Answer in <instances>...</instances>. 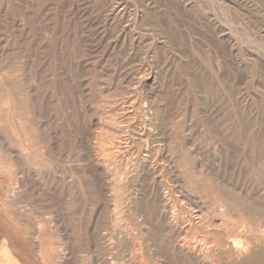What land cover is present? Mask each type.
<instances>
[{
  "label": "rangeland",
  "instance_id": "1",
  "mask_svg": "<svg viewBox=\"0 0 264 264\" xmlns=\"http://www.w3.org/2000/svg\"><path fill=\"white\" fill-rule=\"evenodd\" d=\"M7 76L51 163L21 165L0 137V232L27 264H145L150 202H211L202 164L206 190L235 179L264 202V0H0Z\"/></svg>",
  "mask_w": 264,
  "mask_h": 264
},
{
  "label": "bare ground",
  "instance_id": "2",
  "mask_svg": "<svg viewBox=\"0 0 264 264\" xmlns=\"http://www.w3.org/2000/svg\"><path fill=\"white\" fill-rule=\"evenodd\" d=\"M49 65L51 66L52 64H49ZM50 69H52V68H50ZM13 73L14 72H12V74L10 76H14ZM11 79H12V77H11ZM12 82H13V80H12ZM12 82H10L8 80V76H7V79H4L0 82V89L2 91L5 90V92H3L1 94V99H0V115L2 116V119L5 120V123L0 125V137L3 141V148H4V150H6L7 146L11 142L10 141L11 138H14L18 144V150H16V151H18V154L20 156L21 165H23L25 162L26 165H33L35 168H39V170H40V168L46 169L47 167L50 166L51 163L45 162L42 165L41 162H37L36 151H37L38 147L40 149L46 148V150H47L48 144L45 143L46 140H43V144H42L40 142V140H38L37 138L36 139L33 138V136H41V134L40 133L37 134L35 132L33 126H31L28 122L29 120H32L30 118V115L35 114V109L32 105L33 109H31V111H30V108H29V115H27L28 113L26 111H24V110L22 111V109H21L22 105L20 104V102L18 100L20 96L17 97V93L13 94L12 91L9 90V88H6L7 86L9 87L11 84H14ZM15 91L16 90H14V92ZM33 92H35V91H33ZM30 99H31V96L29 97V100ZM34 99H36V98H34ZM43 135H45V134H43ZM43 139H44V137H43ZM8 148H9V150H7L5 152L11 151V146H9ZM92 151H94V150H91V154H90L91 156L93 154ZM44 153L50 155L49 151L44 152ZM262 155H261V157H263ZM198 157H200V155ZM200 158H202V157H200ZM259 158L260 157H258L257 159H259ZM196 159H198V158L196 157ZM255 160H256V158H255ZM255 160H254V162H255ZM261 160L259 159L258 161L263 162ZM201 162H202V160H201ZM196 163H198V161H196ZM194 164H195V160H194ZM191 166L192 165H190V169H191ZM194 167H195V165H194ZM202 167H203V164H202ZM202 167L201 168L197 167L198 168L197 170H191V171H195V173H193L194 175H193L192 182L194 183V186L196 185L195 188H197V190L208 193V194H205L206 195L205 198L211 197V202L209 204H206V202L204 204L202 202L203 205L201 203L200 206L197 205V206H192V207H185L186 205H183L184 207H181L180 209H177L178 207L175 209L172 208L175 211L172 210L173 212H171V210L169 211V205H168L169 204L168 203V199H169L168 197L171 194L169 193L170 195H168L167 190L164 193L162 192L160 194V197L157 200V202H154L153 198L151 199L153 201V203L152 202H150V203L154 204L152 207H151V204L149 205V203H148L150 208H153V212H152L153 215H151L152 217H149V216H147V217L152 218V219L154 218L152 221L153 224L150 223L149 224L150 228L149 229L145 228V230H144V232H145L144 238L146 239V242H144V243H147L146 246H143V247L140 246L139 247L142 250L145 249V251L147 252L148 257H147L146 261L147 260L148 261L145 264H155L152 261V256H151V252H152L151 251V247H152L151 242L153 241V239H152L153 235L151 233V230L152 229L155 230L156 228H158V230L160 231V233H158V234L160 235V246H161L162 250H163V248L165 250V254H164L165 257L164 258H166L168 260L166 263H164L162 261L163 262L162 264H264V202H261L260 200H254V197H253L254 195H251L250 192H244L242 189H237V187H238L237 184H236L237 186L235 185L236 188H234V187L230 188V186L232 184H235L234 183L236 181L235 179H234V181L232 180V183L230 182L231 184L229 183L230 186L228 188L224 187V186H220V188L215 189V186L208 185V186L214 187L215 192L213 191L214 193H211L210 191H212L211 190L212 188L210 187L209 190H206L207 187L204 186V184H203L204 181L206 180L205 179L206 176H203L204 170H206V169L203 170ZM49 168H51V167H49ZM259 168L260 167H258V170H261ZM22 169H23V166H22ZM22 169H21V171H22ZM24 169H23V171H24ZM95 170H96V167L94 166V171ZM226 170L224 169V171H226ZM37 171H38V169H37ZM43 172H44V170H43ZM206 172H207V170L205 171V173ZM212 172L213 171H211V173ZM214 172H216V171H214ZM21 173H23V172H21ZM36 173L37 172H35L34 174L36 175ZM217 173H218V171H217ZM217 173H216V175H217ZM223 173H219L220 174L219 176H221V174H223ZM245 173H246V171H245ZM34 174H32V175L35 176ZM39 174L41 175V173H39ZM206 174L208 175V173H206ZM229 174H230V172L228 173V176H230ZM233 174H234V171H233ZM243 174L244 173L242 172L241 175H243ZM247 174L250 175L249 172ZM216 175L214 173V178ZM211 176L209 174L208 177H211ZM208 177H207V180L209 179ZM214 178H212V179H214ZM226 178L228 179L227 176H226ZM245 178H247V176ZM179 179H181V177ZM223 179H225V178H223ZM256 179L258 180L259 177ZM21 180H20V183L23 184L24 187L22 189L24 190L26 188H25L24 183L21 182ZM41 180H42V177H41ZM228 180H231V179H228ZM228 180H226V181H228ZM210 181H212V180L210 179ZM219 181L224 182L225 180L219 179ZM219 181H217V183ZM239 182H240V180H239ZM244 183L245 184L242 183V185L247 184L246 182H244ZM17 184L19 185V183H17ZM182 184H183V182H182ZM14 185H12L15 188L14 190H16V188L18 187L19 190H16V191H20L21 188L19 186H17L16 184H14ZM188 185H190V184H188ZM242 185H240V186H242ZM154 186H156V185H154ZM180 186L181 185L179 183V187ZM186 186H187V183H186ZM232 186H234V185H232ZM257 186H258V184H257ZM259 186H260V184H259ZM261 186H260V188H261ZM149 188H152V186ZM187 188L188 189H186V188L185 189L188 191V193H191V191L195 190L192 187V184H191V188L190 187H187ZM22 189L20 192L23 191ZM183 189L184 188H182V190ZM171 190H172V192H174L172 188H171ZM148 191L150 192V193L149 192L148 193L151 196V192L155 191V189L152 191L151 190H148ZM146 193H147V191H146ZM153 193H155V192H153ZM183 194H184V191H183ZM201 194H203V193L201 192ZM201 194L198 193L197 195L201 196ZM186 195L184 194L185 198H186ZM147 196L148 195H146V197ZM114 197H116V196H114ZM187 197H189V196L187 195ZM149 198H151V197H149ZM189 198H187V199L189 200ZM196 198H197V196H196ZM202 198H204V197H202ZM173 201L175 202V200H173ZM185 201H186V199H185ZM200 202H201V200H200ZM135 204L137 205L136 202H135ZM145 204L146 203L144 201V205ZM188 204L189 203H187V206H188ZM197 204H198V202H197ZM174 205H176V204H174ZM70 218H71V216H70ZM152 219H149V221H151ZM37 223L39 224V222H37ZM38 226L39 225H36V228H38ZM41 227L42 226H40V231H39L40 238H41V236L46 235V232H44L45 229L41 230ZM68 227H69V225H68ZM72 227H73V225H72ZM70 229H71V227H70ZM43 239H45V238H43ZM43 239H42V242H43ZM8 241H9V239H8ZM157 245H158V243H157ZM130 246H131V244H130ZM136 246L137 245L134 244V247H136ZM153 246H154V244H153ZM49 247H50V245H49ZM63 247H64V245L62 246V248ZM155 247H156V245H155ZM155 247H153V248H155ZM57 248L60 249L59 247H57ZM65 248L67 249V246H65ZM164 255L160 254L161 257H163ZM121 256H123V254H121ZM157 256H159V255H157ZM137 257H139V256H137ZM120 259L121 258H119L118 256L115 257L114 261L112 259L111 264H121L120 262H117V261H120ZM158 263H160V262H158Z\"/></svg>",
  "mask_w": 264,
  "mask_h": 264
},
{
  "label": "crops",
  "instance_id": "3",
  "mask_svg": "<svg viewBox=\"0 0 264 264\" xmlns=\"http://www.w3.org/2000/svg\"><path fill=\"white\" fill-rule=\"evenodd\" d=\"M8 239L0 232V264H27Z\"/></svg>",
  "mask_w": 264,
  "mask_h": 264
}]
</instances>
